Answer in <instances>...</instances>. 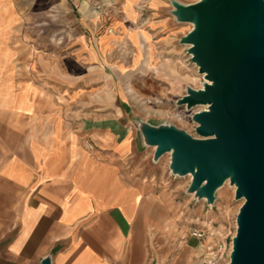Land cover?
Listing matches in <instances>:
<instances>
[{
	"label": "crops",
	"instance_id": "crops-1",
	"mask_svg": "<svg viewBox=\"0 0 264 264\" xmlns=\"http://www.w3.org/2000/svg\"><path fill=\"white\" fill-rule=\"evenodd\" d=\"M102 1L117 8L111 27L133 31L148 7L150 59L152 42L175 47L171 0H0V264L211 263L218 239L192 235L205 229L200 207L156 182L134 133L86 126L85 75L103 76ZM89 134L97 150L85 148Z\"/></svg>",
	"mask_w": 264,
	"mask_h": 264
},
{
	"label": "water",
	"instance_id": "water-1",
	"mask_svg": "<svg viewBox=\"0 0 264 264\" xmlns=\"http://www.w3.org/2000/svg\"><path fill=\"white\" fill-rule=\"evenodd\" d=\"M172 14L193 29L181 38L208 81L178 103L192 116L197 138L174 126L144 125L154 160L171 154L170 168L191 175L188 192L212 205L229 181L237 215L227 264H264V0L172 1ZM41 264H51L46 258Z\"/></svg>",
	"mask_w": 264,
	"mask_h": 264
},
{
	"label": "rangeland",
	"instance_id": "rangeland-1",
	"mask_svg": "<svg viewBox=\"0 0 264 264\" xmlns=\"http://www.w3.org/2000/svg\"><path fill=\"white\" fill-rule=\"evenodd\" d=\"M172 1L177 0L169 2L170 14L177 20L172 14ZM198 1L183 0L177 2L187 5ZM114 10L116 11L117 8L114 7L111 14ZM93 11L97 13L98 17L105 20L104 26L98 29L96 33V36L102 37L104 59L101 73L103 76L85 75V121L91 120L86 126L89 128L99 127L102 131L106 128L118 129L119 127L122 133L132 131L141 150L139 162L144 157L145 163L152 168L153 174L156 176V182L161 181L163 186L166 185L169 193H172L177 200L185 199L187 201L190 198L191 209L194 206L200 207V225L202 228L205 227L206 235L209 234L210 237L213 235L215 239L219 240L216 241L217 246L213 245L214 250H209L208 253L216 256V264L228 263L232 239L237 230V215L244 200L235 199L236 190L234 191L233 185L229 181L217 191L216 200L212 205L207 204L204 199L193 197L188 192L192 180L189 175L179 176L172 172L169 153L164 154L154 162L155 149L145 143L141 132L144 125L174 126L194 138L198 137L196 123L192 116L195 112L202 111L204 107L188 110L178 103L187 94L189 88L202 89L205 82L199 74L197 66L192 62L188 46L181 43V38L187 35L193 26L190 23H181L177 20L176 26L167 29L169 34L174 35L175 47H171L172 49L167 51L164 47L152 42L153 51L150 59L147 45L140 37V31L146 30L145 24L150 18L148 7H139L138 17L140 20L135 31L126 27H111L114 21L111 14L103 17L94 7ZM166 14L168 13L164 11L160 13V16ZM134 37H136L137 42ZM137 51L138 55H136ZM143 67L150 69L147 71V75H136V72L140 71L138 69ZM98 78L103 83V90L100 91L98 90L99 86L93 85L95 83L93 80ZM112 84H116L118 87L122 85L126 98H117L116 94L112 92ZM119 108L121 112H118ZM115 116L122 117L121 125L104 123L102 122L104 120H101ZM96 119L97 124H92ZM85 148L97 150L99 148V136L87 135ZM228 192L230 198L227 199L226 194Z\"/></svg>",
	"mask_w": 264,
	"mask_h": 264
},
{
	"label": "built area",
	"instance_id": "built-area-1",
	"mask_svg": "<svg viewBox=\"0 0 264 264\" xmlns=\"http://www.w3.org/2000/svg\"><path fill=\"white\" fill-rule=\"evenodd\" d=\"M112 6H113V3L111 1H102V2L95 4L94 9L98 13H100L102 16L106 17L110 14L111 10L114 8ZM192 235L194 237L202 239V238H205L206 233L204 230H195V231H193ZM229 256H230V252L228 254V257ZM206 264H216V262H215V260H213L211 263H206Z\"/></svg>",
	"mask_w": 264,
	"mask_h": 264
},
{
	"label": "bare ground",
	"instance_id": "bare-ground-1",
	"mask_svg": "<svg viewBox=\"0 0 264 264\" xmlns=\"http://www.w3.org/2000/svg\"><path fill=\"white\" fill-rule=\"evenodd\" d=\"M192 25V24H191ZM193 26V25H192ZM140 35L142 36V38H143V40L144 41H148L149 42V35L147 34V32L146 31H140ZM189 47V46H188ZM198 68V67H197ZM202 76V78L204 79V83H203V85L205 84V83H208V81L204 78V75H201ZM203 85H202V87H203ZM121 95L123 96L124 95V93H123V91H121ZM204 108H206V107H204ZM130 137V136H129ZM129 137H127L125 140H124V142H123V144H122V146L123 147H125V146H127V147H129V144H130V138ZM155 149V148H154ZM169 155L171 156V154L169 153ZM189 177H190V179H192V176L191 175H189ZM227 184H228V181L226 182ZM93 184L95 185V186H103V183H98V182H93ZM233 187V189H234V191L236 190V187L235 186H232ZM193 197H195V194H191ZM226 198L228 199V198H230V193L228 192L227 194H226ZM236 227H237V224H236ZM237 231V230H236ZM235 235H236V233H235ZM235 235H234V237H235ZM232 247H233V244L231 245V250H230V253H231V251H232ZM229 261H230V256H229Z\"/></svg>",
	"mask_w": 264,
	"mask_h": 264
}]
</instances>
